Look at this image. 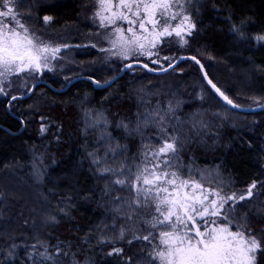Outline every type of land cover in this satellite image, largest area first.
Masks as SVG:
<instances>
[{"label":"trees","instance_id":"trees-1","mask_svg":"<svg viewBox=\"0 0 264 264\" xmlns=\"http://www.w3.org/2000/svg\"><path fill=\"white\" fill-rule=\"evenodd\" d=\"M98 2L16 0L29 35L61 48L53 70L41 71L49 87L77 77L104 84L129 62L161 70L151 63L156 56L130 54L126 62L100 50L112 46L110 29L96 19ZM186 7L195 31L183 44L164 39L159 65L192 56L234 104L263 106L264 0H188ZM19 77L0 82V264H147L128 232L146 227L148 213L134 203L135 189L116 181L131 180L162 135L175 138L173 169L183 178L227 194L257 183L234 218L259 242L255 264H264V112L227 108L189 61L164 76L134 68L102 90L89 81L61 94L40 85L10 102L37 81L22 86Z\"/></svg>","mask_w":264,"mask_h":264},{"label":"snow or ice","instance_id":"snow-or-ice-1","mask_svg":"<svg viewBox=\"0 0 264 264\" xmlns=\"http://www.w3.org/2000/svg\"><path fill=\"white\" fill-rule=\"evenodd\" d=\"M15 3L16 0H0V17L10 18L0 20V82L9 75L52 71L51 61L57 59L61 51L59 46L53 47L39 37L29 35V30L14 13ZM101 7L111 13L110 16L102 15L100 11L96 13L101 26L114 27L105 34L112 47L100 50L119 55L124 60L130 59V53H139L149 59L156 56L151 63H158L160 53L152 49L173 34L183 39L186 24L190 26L182 5L180 11H174L171 0H117L115 5L111 0H101ZM49 19L44 17L46 22ZM118 20L126 22L128 27L125 29L117 24ZM176 20V24L171 23ZM132 67V63L124 65L127 69ZM148 70L152 71L151 68ZM208 84L227 104L237 107L211 80ZM0 94H4L2 89ZM169 140L153 151L150 159L146 155L143 168L138 169L132 181H116L134 188L136 206L149 209L151 219L146 223L155 232L150 231L136 239L149 243L158 240L154 252L159 264H253V254L260 244L239 228L231 231L229 213L234 211L235 203L252 197L257 183L254 181L246 194H227L207 188L195 179L183 178L178 171L172 170L178 158L177 146L175 138ZM261 187L264 188V184ZM229 201L233 204L225 210ZM221 220L227 223L221 224ZM119 251L116 250L117 254Z\"/></svg>","mask_w":264,"mask_h":264},{"label":"rangeland","instance_id":"rangeland-1","mask_svg":"<svg viewBox=\"0 0 264 264\" xmlns=\"http://www.w3.org/2000/svg\"><path fill=\"white\" fill-rule=\"evenodd\" d=\"M187 1L188 0H171V2H172V4H173V10L174 11H180L181 10V8H180V6L182 5V12H183V14H186V15H188V17H189V20H190V26L188 25V24H186V32H185V34L183 35V39H181L180 37H176L174 34L172 35V36H170V37H165V38H163L162 39V41L164 40V39H166V38H174L178 43H180V44H183L185 41H186V39L189 37V36H191V34L195 31V24H194V22H193V20L191 19V17L189 16V14H188V12H187V7H186V4H187ZM111 3L113 4V5H115L116 3H117V0H111ZM98 8H97V12L98 11H100L101 12V14L102 15H105V16H110L111 15V13L110 12H108L107 10H105V9H103L102 7H101V0H99V2H98ZM113 10H115V9H113ZM96 12V13H97ZM5 19H10V18H3V17H0V20H5ZM96 19H97V22H98V24L101 26V23H100V19H99V17H97V15H96ZM178 20H179V18H178ZM178 20H176V21H172L171 23L172 24H176L177 22H178ZM117 24H119V25H122V27L123 28H127L128 27V24L126 23V22H124V21H120V20H118L117 21ZM10 27H11V24L9 25ZM102 27V26H101ZM114 27V25L113 26H110V27H108V29H110V31H112V28ZM18 31H21V32H23L22 30H20L19 28L17 29ZM162 41H161V43H162ZM160 43V44H161ZM160 44H158L157 45V48L160 46ZM156 48V49H157ZM156 49H152V51L153 52H156ZM131 54V53H130ZM134 55H137V57H141V58H144V59H148V60H150L149 59V57H147V56H144V55H140L139 53H136V54H134ZM152 57H154V56H152ZM151 57V58H152ZM153 60V59H152ZM126 62H128V60H126ZM172 63V61H169V65ZM153 64V63H152ZM158 64V67L162 70V69H164L163 68V66L162 65H159V63H156V64H154V65H157ZM20 81H19V83H18V85L19 84H21L22 86H26V85H30L32 82H34L35 80H37V81H42L41 80V72H39V73H34L33 75H29L27 72H24V73H21L20 74ZM198 97H199V99H203L204 98V93L202 92V91H200L199 93H198ZM165 141H169L170 142V140H169V137L168 136H164V135H162V139H159V143H158V145H156L155 147H153V148H149L148 149V151H143V153H142V158H141V162H140V164H139V166L137 167V169H136V172H135V174L137 173V171H138V169H141V168H143V166H144V164H145V162H146V155H147V157L150 159L151 158V153L153 152V151H156L161 145H162V143L163 142H165ZM169 155H172L171 153H169ZM173 171H175L174 169H172ZM135 176V175H134ZM134 178V177H133ZM133 178L131 179V180H129V181H132L133 180ZM128 182V181H127ZM126 182V183H127ZM118 185H121V184H118ZM207 188H209V187H207ZM249 188V187H248ZM248 188H246L245 190H243V191H240V192H236L237 194H241V193H244V194H246L247 193V189ZM255 190H256V188L255 189H253V194H254V192H255ZM231 194V193H230ZM253 196V195H252ZM250 198H248V199H245V200H243V201H246V200H249ZM243 201H240V202H238V203H235V205H234V211H235V207L238 205V204H240V203H242ZM233 204V202L232 201H229V203L228 204H226L225 205V210H228V208L231 206ZM234 211H232V212H230L229 213V218L231 219V225H230V230L231 231H233V232H235V231H237V229L239 228L240 230H242L244 233H245V235L246 236H251V237H253L252 235H250L248 232H246L241 226H239L237 223H236V221H235V218H234ZM147 213H149V209H147L146 208V214ZM151 219V216L148 214V217L145 219V222L144 223H146V221L147 220H150ZM221 224H225V223H227V221H225V220H221V221H219ZM133 230V231H132ZM130 232H128V235H129V237H130V241L131 242H133V241H139L138 243L140 244V246H141V253L143 254V258H144V261L147 263V264H159V261L157 260V259H155V252H154V248H155V245L156 244H158V240L157 241H153L152 243H149L148 241H145V240H143V239H136V237H138V236H142V235H147L150 231L151 232H155V229H151V228H149V225L146 223V227H143V228H139V225L138 226H136L135 228H133ZM149 230V231H148ZM124 234H126V232H124ZM125 236V235H124ZM162 247V246H161ZM259 250V249H258ZM258 250L253 254L254 256H256V253L258 252ZM253 264H255V260H254V262H253Z\"/></svg>","mask_w":264,"mask_h":264},{"label":"water","instance_id":"water-1","mask_svg":"<svg viewBox=\"0 0 264 264\" xmlns=\"http://www.w3.org/2000/svg\"><path fill=\"white\" fill-rule=\"evenodd\" d=\"M194 57L192 56H181L177 59H175L174 61H172V63L164 68V69H167L166 71L164 69L162 70H154L152 69V71H149L148 69L150 68L149 66L148 67H143V65H145L144 63H141V62H129V63H132L133 64V67L130 68V69H127V68H124V65L121 67L120 69V72L118 75H116L115 77H113L112 79H110L108 82L104 83V84H101V83H98L95 81L94 83V80L93 79H90V78H86V77H77V78H74L72 80H70L67 85L63 88V89H59V90H55L51 87H49V85L45 84L43 81H36L33 85H31L30 89L27 91V93L23 94V95H20V96H15L16 99H11V101L13 100H26L28 99L34 92V90L40 86V85H46L48 86L50 89H52L53 92L55 93H64L65 91H67L73 84L77 83V82H81V81H89L91 84H92V87L93 89L95 90H102V89H106L108 87H110L114 82H116L119 78H121L127 71L131 70V69H134V68H140L142 70H144L145 72H147L148 74L150 75H153V76H164L168 73H170L171 71H173L175 68H177L179 65H181L182 63L184 62H192L196 65V67L198 68L199 72H200V75L204 81V83L206 84V86L210 89V91L215 95V97L223 104L225 105L227 108L231 109L232 111H235V112H238V113H241V114H255V113H259V112H264V105L263 106H259V107H252V108H244V107H232L231 105L227 104L216 92L214 89L211 88V86L208 84V80L209 77L207 75V73L205 72L202 64L199 62V63H196L197 59H193ZM129 63H126V64H129ZM125 64V65H126ZM9 102V103H10ZM9 103L7 105V108L9 107Z\"/></svg>","mask_w":264,"mask_h":264}]
</instances>
